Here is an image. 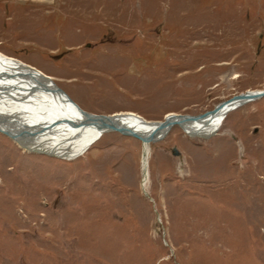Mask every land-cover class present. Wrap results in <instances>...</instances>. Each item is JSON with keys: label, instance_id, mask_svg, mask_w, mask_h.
<instances>
[{"label": "rangeland", "instance_id": "374dc122", "mask_svg": "<svg viewBox=\"0 0 264 264\" xmlns=\"http://www.w3.org/2000/svg\"><path fill=\"white\" fill-rule=\"evenodd\" d=\"M0 53L90 113L197 115L264 90V0H0ZM141 154L117 132L69 160L0 132V264H264V97L151 143L144 187Z\"/></svg>", "mask_w": 264, "mask_h": 264}, {"label": "bare ground", "instance_id": "6f19581e", "mask_svg": "<svg viewBox=\"0 0 264 264\" xmlns=\"http://www.w3.org/2000/svg\"><path fill=\"white\" fill-rule=\"evenodd\" d=\"M55 85L50 77L36 68L0 53V132L28 152H40L67 160L78 158L104 133L113 131H108L105 122L86 119L79 109L54 93ZM230 111L228 107H223L217 113L188 125L186 129L191 130L194 137L204 138L214 134ZM108 116L116 124L143 136H153L156 140L165 137L168 130L167 126L157 127L156 121H146L133 112ZM174 126L178 127L173 125L169 131ZM142 149L141 185L144 187L149 180L150 144L142 143Z\"/></svg>", "mask_w": 264, "mask_h": 264}, {"label": "water", "instance_id": "95a60500", "mask_svg": "<svg viewBox=\"0 0 264 264\" xmlns=\"http://www.w3.org/2000/svg\"><path fill=\"white\" fill-rule=\"evenodd\" d=\"M54 93L60 95L64 100H66L68 103L75 106L77 109H79L80 113L86 117V119L93 120V121H100L105 122L108 126V131L117 132L121 135L130 136L139 139L142 143H154L158 140L153 139V136H143L142 134L138 133L137 131L131 130L129 128H126L122 125L116 124L110 116L105 114H95V113H89L86 110L81 109L76 105L71 97L59 86H54ZM264 97V90L261 91H246L244 93L237 94L233 96L232 98L222 101L215 105L213 109L208 110L204 113L197 114V115H190V114H172V115H166L162 121H156L157 127L167 126L168 130L165 134L168 133V131L173 127V125H178V127H181L186 130V134L193 136L191 130H187V126L190 124H194L197 121H200L204 118H206L209 115L217 113L219 110H221L223 107H228L229 110L236 109L237 107H240L244 104H247L249 102L261 99ZM165 134L163 136H165ZM164 137H159V139H162Z\"/></svg>", "mask_w": 264, "mask_h": 264}]
</instances>
